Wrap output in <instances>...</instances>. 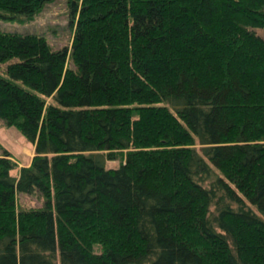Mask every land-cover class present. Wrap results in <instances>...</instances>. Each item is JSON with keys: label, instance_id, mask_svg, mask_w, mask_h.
<instances>
[{"label": "trees", "instance_id": "16d2710c", "mask_svg": "<svg viewBox=\"0 0 264 264\" xmlns=\"http://www.w3.org/2000/svg\"><path fill=\"white\" fill-rule=\"evenodd\" d=\"M68 3L70 47L0 30V117L35 152L0 155V264H264V0Z\"/></svg>", "mask_w": 264, "mask_h": 264}, {"label": "rangeland", "instance_id": "374dc122", "mask_svg": "<svg viewBox=\"0 0 264 264\" xmlns=\"http://www.w3.org/2000/svg\"><path fill=\"white\" fill-rule=\"evenodd\" d=\"M0 30L37 33L45 37L53 49L70 47L73 39L74 28L70 22V8L68 0H51L34 16L18 18L16 20L0 19ZM258 32L264 36V30ZM0 62V72L6 70V65L13 61ZM200 146V145H197ZM8 151L12 158L17 161V167L11 172L17 174L20 166L29 164L34 152V146L30 143L15 126H9L0 117V155ZM121 159L110 160L108 166H119ZM18 203L21 206H41L44 199L39 194H17Z\"/></svg>", "mask_w": 264, "mask_h": 264}]
</instances>
